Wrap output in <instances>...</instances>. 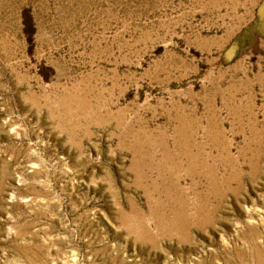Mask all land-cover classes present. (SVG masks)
Returning <instances> with one entry per match:
<instances>
[{
    "label": "rangeland",
    "instance_id": "rangeland-1",
    "mask_svg": "<svg viewBox=\"0 0 264 264\" xmlns=\"http://www.w3.org/2000/svg\"><path fill=\"white\" fill-rule=\"evenodd\" d=\"M263 1L0 0V264H264Z\"/></svg>",
    "mask_w": 264,
    "mask_h": 264
},
{
    "label": "water",
    "instance_id": "water-1",
    "mask_svg": "<svg viewBox=\"0 0 264 264\" xmlns=\"http://www.w3.org/2000/svg\"><path fill=\"white\" fill-rule=\"evenodd\" d=\"M258 16L259 18L264 21V1L260 5L258 9ZM239 50V44L237 42H234L229 49L225 52L224 58L226 61H231L236 56L237 52Z\"/></svg>",
    "mask_w": 264,
    "mask_h": 264
}]
</instances>
